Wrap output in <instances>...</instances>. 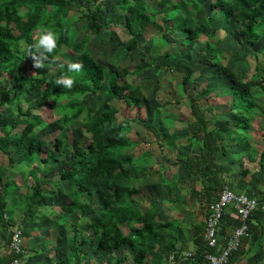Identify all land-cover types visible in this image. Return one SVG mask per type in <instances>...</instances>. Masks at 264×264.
Listing matches in <instances>:
<instances>
[{
	"label": "trees",
	"instance_id": "trees-1",
	"mask_svg": "<svg viewBox=\"0 0 264 264\" xmlns=\"http://www.w3.org/2000/svg\"><path fill=\"white\" fill-rule=\"evenodd\" d=\"M82 1L88 3L85 28L91 31L90 34H101L111 25L112 19L106 20L103 16V4L100 0ZM183 3L191 7L195 14L209 10L207 20L215 29L219 17L223 20L219 26L230 32L235 29L231 26V22L239 23L238 32L242 41L250 47H255L264 35V0H184ZM74 4H76L75 0H0V78L6 76L16 80L12 88L0 91V106L14 103L16 98L12 95V91L16 87L25 85L30 94L41 90L42 98L47 102L52 101L57 106L62 125L60 133L53 141L54 146L51 147L47 146L48 141L35 137L37 128L43 124V119L40 115L31 112V106L26 110L19 107L18 116L12 113L3 116L0 111V152L8 157V167L0 165V183H3L5 188V194L0 193V224L13 222L12 213L6 210L5 195L12 191V184H16L14 169L19 168L22 181H26L28 169L34 179L32 191L26 197L24 214L34 219L36 215L44 212L40 215L41 219H47L48 224L56 228L60 226L59 221H54L47 215L46 212L51 206L43 194L44 185L54 182L50 179H41L31 170L35 162L49 163L54 160L60 165L59 179L69 185L70 202L61 205L63 211L69 215L76 211L83 214L86 209L82 198L99 193V210L95 212L88 206L89 213H86L90 214V220L85 225L86 232L91 235L92 241L97 243L94 251L103 249L114 252L126 247L133 252L132 264H162L164 254L160 250H170L173 247V244L164 242L172 235L168 228L177 221L159 219L157 199L150 201L151 207L148 211L141 210V188L129 168V165L138 166L137 159L129 151L135 144L130 136L131 123L137 121L138 114L132 117L129 112L141 111V103L146 96L139 85H133L128 80V76L138 75L140 70L129 67L111 68L100 59L93 58L87 47L89 36L82 40L73 37L69 12L71 5ZM172 4V0H161L160 9L157 10L148 6L147 0H117V6L126 12L123 28L128 35L127 51L141 46L140 38L146 34L150 24H157L159 28L154 39L164 42L165 45H172L171 49L165 48L162 51L167 57L174 52L172 48L182 41L175 36L176 31L185 37L183 41L185 45L195 43L199 34L205 32V29L201 25L191 27L186 20L176 26H169L168 21L176 17L178 9L184 6L178 1L177 4H173L174 7L170 11H163L165 6ZM159 14L163 15V27L156 22ZM47 30H52L56 35L57 48L49 53V60L44 66L38 67L34 57L28 55V49L40 39L35 34L38 32L44 34ZM20 41L25 42L24 47H21ZM64 47L69 48L71 52L64 51ZM204 49L207 56H210V62H213L218 69L231 73L229 68L217 60L221 56V51L213 42L208 41ZM59 54H62L68 63L58 59ZM75 61L82 62L83 67L79 72H70L68 64ZM177 62L178 68L182 70L180 64L187 61L180 56ZM53 67L57 69L53 71ZM256 70L261 75L254 78H248L246 73L240 75L231 73L232 87L238 99V107L232 119L236 128H241L242 135L249 133L251 128L254 129L253 122L258 110L255 100L258 95L255 94V87H260L264 95V74L262 75L264 71L259 66ZM62 75L73 77L74 83L71 87L56 83L57 78ZM191 76L190 72L184 71L181 81V88L184 93H188L187 95H191L187 89L193 81H196L192 80ZM91 93L99 94L94 107L83 100L85 95ZM190 99V109L196 118L193 123L195 126H190L192 128L190 139L198 142L205 154L212 153L209 147L208 124H217L219 120L215 108L208 106L207 110L212 117H205L204 112L199 109L200 105H197L196 97L191 96ZM118 102L122 103V107L117 105ZM120 111L123 112V117L118 120L117 114ZM262 115L264 118V112ZM20 116H24V122L21 121ZM77 120L83 121L91 139L86 147L78 146L70 151L68 133L72 121ZM139 120L157 137L160 136L155 125L146 123L145 118ZM225 122L230 123L229 120ZM21 123L24 125L22 130L15 132ZM220 123L218 128L223 126ZM43 153L47 155L44 156ZM208 168L202 170L205 178L204 190L196 196L198 200L207 197L206 203H203L200 209L204 219L209 203L218 198L219 192L224 187L221 171L211 166ZM4 171H8L9 175L10 172L12 173L11 182L3 181L1 175ZM248 172L249 169H245L241 173L245 175ZM211 181L215 182V186L210 185ZM7 213L11 214L8 221L5 219ZM261 213L264 211L258 210L253 213L248 221L250 235L243 238L240 249L232 256L229 264L240 261L245 256L248 251L246 239L257 238L259 244L261 243L264 225L262 222L254 223L252 220ZM204 219L198 224L199 234L195 239L198 245L196 254L184 261L178 257L179 264H207L204 259L206 250L203 243L206 224ZM125 224L129 227L128 232L123 228ZM82 231L74 225V233L67 240V244L79 264H88V260L82 262L86 258V253L83 257L79 256L80 246L86 242L78 241L77 235ZM125 258L126 255L119 257V264H125Z\"/></svg>",
	"mask_w": 264,
	"mask_h": 264
},
{
	"label": "rangeland",
	"instance_id": "rangeland-1",
	"mask_svg": "<svg viewBox=\"0 0 264 264\" xmlns=\"http://www.w3.org/2000/svg\"><path fill=\"white\" fill-rule=\"evenodd\" d=\"M100 1L103 4V16L106 18V20L112 19L111 25L106 27L101 34H90L91 31H88L85 28L88 3L82 0H75L76 4L71 5V10L69 12L70 23L73 25V37L76 40H82L89 36L87 47L90 49L93 58L100 59L111 68L129 67L131 69L133 68L140 70L138 75L128 76V80L131 81L133 85H139L146 96V99L141 103V111L130 110L129 112L132 117L138 114V118H136L137 121L133 122L134 124H137L135 126L133 125V128H136V132L134 131L136 135L132 138L134 141H136V145L130 148L129 151L136 158H138L141 156V145L145 144L148 150L151 149V151H153L155 147V144H153V146L152 144L150 145V143L148 144L146 142L149 140L148 137H151V131H149L143 124H140L139 119L145 118L146 123H160L161 121L163 125V120L165 121V119H170L169 117L172 113L175 116V123L180 127H182V124L190 125L188 121L191 123L192 121L194 122L195 116L190 111L191 96H194V98L196 97L197 105H200L199 109H204L205 117H212V115L207 110V107H215V111L219 120L217 119L218 122L217 124L215 123L214 126V123L209 124V140L211 141V146L214 147V149H225L226 151L229 150L230 147L228 146L227 140L224 139L225 136H227L229 132L232 135H237L238 137L243 136L241 128H236L234 126L235 124L233 123L234 120L232 119L234 111L236 107H238V99L232 87L231 73H235L237 75L246 73L248 78H254L257 75H261L260 72H257L256 67L259 66L261 70L264 71V35L255 47H250V45L243 43L242 41V37L238 32V29L240 28L239 23L231 22V26L235 29L234 31L230 32L219 26L223 22V20L219 17L216 24L217 29H215L209 24L207 20L209 10L195 14L191 10V7L183 3L184 0H172L173 4H177L179 1L184 5V7L179 8L176 12L177 16L172 17L168 21L169 26H176L183 20H186L191 27L201 25L205 29V32L199 34L194 44L185 45L183 43L185 37L176 31L174 33L175 36L181 38L182 41H179L180 46L178 45L172 48L174 49V52L169 57H167L162 53V51L165 48L171 49L172 45L166 44V46L164 42L154 39V36L156 37V34L159 32V28L157 24H150L147 31L145 32L146 34L142 35L140 38L142 48L140 46L132 51H127L126 44L128 35L123 28V25L125 24L126 12L117 6V0ZM160 1L161 0H147V4L148 6L158 10L160 9ZM173 4L165 6L163 11H170L171 8L174 7ZM162 17L163 15L159 14L157 16L156 22L161 24L163 27L164 25L162 23ZM162 30H165V28H162ZM35 35L40 38L42 34L38 32ZM208 41L213 42L215 46L221 51V56L217 60L225 67L229 68L231 73L229 71L226 72L224 70L218 69V67L213 62H210V56H207V53H205L204 49ZM20 45L21 47H24L25 42L20 41ZM180 47L181 49H179ZM257 47H259V49H257ZM63 50L71 52V50L67 47H64ZM180 56H183L187 61L180 64V68L182 70H180L177 66V61ZM57 58L62 62L68 63V60L62 54L57 55ZM169 67H171L170 70H168ZM56 69L57 67L52 68L53 71ZM184 71L190 72L192 75V80H196L193 81L191 86H189L187 89L191 95L184 93L181 88V81L183 79ZM29 73L30 71H28V74ZM263 74L264 72H262V75ZM15 82L16 80L10 77L4 76L3 78H0V91L6 88H12L15 85ZM255 88V90H253L255 91V94L258 95L255 99L258 110L257 116L254 119L255 121L253 122L254 129L251 128L249 133L251 132L250 135L251 137L253 136V139H255L256 142L261 143V138L264 134L262 131L264 126V118L262 115L264 112V95L262 94L260 87ZM12 95L15 96L16 101L14 103L10 102L0 106L2 115L5 116L9 113H12L18 116L19 107H22L24 110H26L28 106H31V112L36 115H40L43 119V124L37 128L35 137L48 141L47 146L53 147V141L60 133L62 128L60 122L61 114L57 106H55L52 101H45L41 96V90H36L30 94L27 91L25 85L16 87L15 90L12 91ZM98 98V93H91L85 95L83 100L90 106L94 107L98 101ZM117 105L122 107L121 102H118ZM122 111L124 110L122 109ZM122 111L118 112L117 114L118 120H121L123 117ZM20 117L21 121L24 122V116ZM226 120H229L230 123L227 124L225 122ZM220 122L223 125L222 128H218V123ZM164 123L166 125V121ZM23 126V123H21L15 129V132H20ZM179 126L177 128H180ZM162 127H164V125ZM184 134L185 133L183 132V135ZM243 134L248 135V133ZM68 135V140L70 141L68 150L70 151L78 146L86 147L91 139V135L86 131L82 120L72 121ZM182 139L183 140L178 141V144H181L182 142L184 145L187 144L184 148V151L190 155V158L187 159H189V163L194 166V169H188L182 165V160L181 162L179 161L177 165L171 166V168H173V172H170L176 173V171H178L179 175L181 176L179 181H181V185H183V192H185L188 197L190 195L191 199H188V201L191 200V202L195 203L194 197H196V195L198 196V194L196 193L195 196L192 195V188L190 187L191 185L189 183L191 181L189 179L191 177L195 178L197 176V178L200 177L199 179L204 182L205 178L203 177L202 169L199 168L197 170V163L193 161V145L188 146L190 140L187 136L183 137ZM143 141H145V143H143ZM219 142H223L224 144L226 143V147L223 146L221 148V146L216 144H219ZM236 142L240 141L236 140ZM177 148L178 147L172 149L174 158L177 155ZM231 148L233 147L231 146ZM242 148H244V146H242ZM253 150V154L259 153V146L257 148H253ZM226 151L225 153H227V158L232 160L231 156H228L229 152ZM230 151L232 153L234 150ZM153 152L156 154L158 153L155 152V150ZM43 155L46 156L47 154L43 153ZM211 157L212 156L208 157V159H211ZM216 158H218V156H216ZM139 160H141V158ZM0 165L8 167V157L2 152H0ZM243 167V161L240 158L234 163V171H232L233 173L238 172V170ZM130 168L134 169L135 165H130ZM20 170L21 169L19 168L14 169V175L16 176L15 181H17V184H12V191L7 192L5 195L7 203L6 210L12 213L13 219L12 223H7L6 227H2L1 224L0 228V240L2 241L3 245L7 247H5L7 249L6 251L11 255V251L9 250V242L12 232L11 230L17 225L23 224L25 227L23 235V264H72L74 262V257L72 254H70L71 249L67 244L66 239L69 235L74 233V225H76L79 230H86L85 225L90 220V214H86L89 213L87 212V207L90 206L95 212L99 210V194L95 193L94 196L91 197L86 195L82 198V201H84L85 204V213L82 214L79 211H76L69 215L61 209V205L69 203L70 198L67 193L68 188L66 187V182L59 179V163L55 162L54 160H51L49 163L35 162L31 167V170L37 173L41 179H50V181L54 182L49 185H44L43 194L48 199L49 205L51 206H49L50 210L48 209L46 212L47 215L51 219H54V221H59L60 223V226L56 228L53 225L47 224L46 219H41L42 216L40 217V215H43L44 212H42V214L36 215L34 219H31L29 216L24 214V207L26 206L27 200L26 197L32 191L34 179L29 173L30 169H28V173L25 176L26 181H22V174L19 173ZM134 172L136 173V170H134ZM11 175V172L9 175L8 171H4L1 176L3 181L11 182L13 180ZM232 175L231 177H233ZM3 186L4 184L0 183L1 194H5V188ZM260 192L264 193V190ZM261 193H259V195ZM202 204L203 203H200L199 210L201 209ZM193 213L195 214L193 218L196 220V222L200 223L202 219H204V215L201 217L198 211L197 213ZM7 215L8 218L11 216L10 213H7ZM36 222L39 224H35ZM232 222L234 223V221ZM124 229L127 232L129 231L128 226H125ZM182 229L184 228L182 227ZM187 230V228L182 230V234L185 235ZM85 235L86 237H91V235L88 233H85ZM85 235L83 236L85 237ZM78 241H81V238H79ZM85 246H88L90 249H94L95 244H93V242L90 245H87V243H82L80 246L81 251L85 248ZM94 250L92 254L95 253ZM120 251L121 253L129 255L130 250L127 248H122ZM119 255L124 254H119L116 252L113 257L114 259L112 258L113 264H118L117 257H120ZM128 259L131 261L130 257H128ZM246 260L247 264H264V252L261 251L256 253L255 250L248 258H246Z\"/></svg>",
	"mask_w": 264,
	"mask_h": 264
},
{
	"label": "crops",
	"instance_id": "crops-1",
	"mask_svg": "<svg viewBox=\"0 0 264 264\" xmlns=\"http://www.w3.org/2000/svg\"><path fill=\"white\" fill-rule=\"evenodd\" d=\"M183 7L184 6H181V8ZM201 111L204 112V109H202ZM169 118L170 119H165L166 125L164 123L165 121L162 119L164 127H162L163 125L161 121L160 123L147 122V123L155 125L156 131L159 132L160 136L157 137V135L152 130H149L151 131V134H150L151 137L149 136L148 137L149 140L146 141L148 144L150 143V145L155 144L153 151L155 150V152H158V153L157 154L154 153L153 151H151V149L148 150L145 144L141 145V156L136 158L131 153L135 157V159H137L138 166H135L134 169H131L129 165V168L131 171L133 170L132 173L137 178V182L141 188V210L144 212L148 211L151 207L150 201L152 199H157L159 219H161L162 221H171V220L177 221L174 225H171L168 228V231H170L172 235H170L164 242V243L173 244V247L170 250L161 249L160 251L164 254V261L162 264H179L178 257L180 259H183L184 261V260H187L193 257L197 252L198 245L195 239L199 234V229H198L199 223L196 222V220L193 218L195 215L193 212L197 213L198 211V213L200 214V210H199L200 203H201L200 201H202V203H205L206 202L205 200L207 197L203 195L204 197H202L201 200H198L197 197H194L195 203L191 202V200L188 201V199H191V198H190V195L188 197L185 194V192H183L184 190H182L183 185H181V181H179V178L181 176L179 175L178 171H176V173H172L173 168H171V166L177 165V163L179 161L181 162L182 160H183L182 165H184L188 169H191V168L194 169V166L191 165L189 163V159H187V158H190V155L184 151V148L187 144L184 145L183 142L181 144H178V141L183 140L182 138L185 136H187L188 139L190 140L188 146L193 145V148H194L193 161L197 163V170L199 168L203 170L204 168L206 169V167L207 169H209L208 167L211 166V168L218 169L219 171H221V174L223 176L224 186L228 185L229 187H231L233 190L237 192L246 191L252 194L256 193L259 195V193H261L260 191L264 190V168H262V165H264V136H262L261 138V143H258L256 142L255 139H253V136L251 137L250 135L251 132L248 133V135H243L242 137H238L237 135H232L229 132V134H227V136H225L224 139L227 140L228 146L230 148L232 146L233 148L231 149L229 148V150L227 151L225 149L223 150L214 149V147L211 146V141L209 140V147L212 149L211 150L212 153L206 152L205 154V152H203L202 146L198 142L192 141L190 139V134L192 132V128L190 126L194 125L193 124L194 122L192 121L191 123L190 121H188L190 125L181 123L182 127H180L178 124L175 123V116L172 113ZM133 125L135 126L137 124H134L133 122L131 123V126H132V132L130 134L131 139L133 138V136L136 135V133H134V131L136 132L135 130L136 128H133L134 127ZM214 125L215 123L213 124V126ZM178 126L180 128H177ZM209 127L210 126L208 124V131H210ZM196 128H197V125H196ZM183 132L185 133L184 135H183ZM209 138H210V133H209ZM236 140L240 142H236ZM143 143H145V141H143ZM216 144L221 146V148L223 146L226 147L225 146L226 143L224 144L223 142L222 143L219 142V144L218 143ZM135 145H136V141H135L134 146ZM242 146H244V148H242ZM258 146H259V153L253 154L254 150H256V149L253 150V148L255 147L257 148ZM175 147H178V148L176 151L177 155L174 158L172 149ZM230 150H234V151L231 153ZM225 151L229 152L228 156L229 157L231 156L232 160L227 158L226 156L227 153H225ZM210 156H212L211 159L210 158H209L210 160L207 159ZM216 156H218V158H216ZM140 158L141 160H139ZM240 158L243 161L244 167L239 169L238 172L233 173L234 163L238 161ZM139 165H141V167ZM245 169H249V172L248 174L244 175L241 172ZM134 170H136L137 175L134 172ZM231 175L233 177H231ZM199 178H197L196 176L195 178L191 177L189 179L191 181L189 183L191 185L190 187L192 188L191 190L192 195L194 196L196 193L198 194L201 190L202 191L204 190V184ZM16 184H17V181H16ZM210 185L215 186V182L211 181ZM66 187L69 189V185L67 182H66ZM68 192L69 190L67 191V193ZM200 216L202 217V214H200ZM42 220H45V219H42ZM252 220L254 223L262 222V224L264 225V213L258 214V217ZM46 221L48 224L47 219ZM232 221H234V223ZM35 224H39V223L36 222ZM239 224H240V220L235 210L232 208L231 209L229 208L227 216L224 219L221 230H220L221 231L220 232L221 233L220 234L221 244L225 242L226 238L233 232V229ZM19 225L23 226V230L25 229L23 224H19ZM125 226L127 225L125 224L123 228ZM2 227H6V225L2 224ZM182 227L184 229H182ZM0 228H1V224H0ZM186 228L188 230L185 232V235H184L182 234L183 233L182 230H185ZM85 233L87 234L88 232H86V230L84 229L81 233H79L78 238H81V240H85L86 242L84 243H87V245H90L93 242V244H95L94 249H96L97 247L96 241H92L91 237H86ZM83 235H85V237ZM70 236L71 235H69L66 240H68ZM256 239L257 238L253 239V237L250 239H246L247 243L245 241L244 243H246L248 247V251L245 253V256H243V258L240 259V261H237L231 264L246 263L247 261L246 258H248L252 254V252L255 250H256V253H259L261 251L264 252V234H263V238L260 244L258 240ZM5 247L6 246L3 245L2 241L0 240V264H9L10 263L9 261L11 260V257H12V253L10 255L9 252L6 251L7 247L6 248ZM94 249H90L88 246H85V248L82 251L80 250V253H79L80 257H83L85 253H87L88 255V257L86 255V258H84L82 262L85 263L86 260H88V264H113L112 260L114 259L113 257H114V254H116V252H118L119 254L126 255V258L124 260L125 264H132L133 262L132 260L133 252L132 251H129V255H127L125 253H121L120 249L114 252H107L103 249H97V251H95V253L92 254ZM184 251H192L193 255L184 257L182 255ZM70 254H72V251H70ZM119 256L121 257L123 255H119ZM128 257L131 258V261L130 259H128ZM118 258L119 257H117V261H118ZM22 264H23V260H22ZM72 264H79V261L76 256H74V262ZM118 264H119V261H118Z\"/></svg>",
	"mask_w": 264,
	"mask_h": 264
},
{
	"label": "built area",
	"instance_id": "built-area-1",
	"mask_svg": "<svg viewBox=\"0 0 264 264\" xmlns=\"http://www.w3.org/2000/svg\"><path fill=\"white\" fill-rule=\"evenodd\" d=\"M229 208L235 210L240 224L233 229L225 242L221 244L220 230ZM258 210L264 211V194L257 195L246 191L237 192L228 185L222 188L218 198L209 203L205 218L203 243L206 247L204 258L208 264L229 263L232 256L240 249L243 238L250 235L248 221L253 213ZM5 219L8 221L7 215H5ZM11 231L9 250L12 257L10 264H22L24 253L23 226L17 225ZM182 255L188 257L193 255V252L184 251Z\"/></svg>",
	"mask_w": 264,
	"mask_h": 264
},
{
	"label": "clouds",
	"instance_id": "clouds-1",
	"mask_svg": "<svg viewBox=\"0 0 264 264\" xmlns=\"http://www.w3.org/2000/svg\"><path fill=\"white\" fill-rule=\"evenodd\" d=\"M57 48V38L52 30H47L40 36L38 42L29 46L28 55L34 57V62L38 67L44 66L45 62L49 60V53H52ZM34 49V50H33ZM82 62L75 61L68 64L70 72H79L82 69ZM57 84L66 87H71L74 79L69 75H62L57 78Z\"/></svg>",
	"mask_w": 264,
	"mask_h": 264
}]
</instances>
